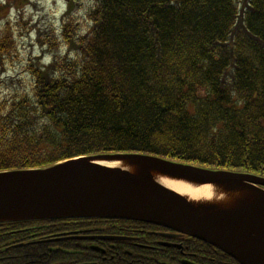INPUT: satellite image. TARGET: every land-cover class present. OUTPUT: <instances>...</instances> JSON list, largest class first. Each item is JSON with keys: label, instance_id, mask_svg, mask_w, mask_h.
I'll return each mask as SVG.
<instances>
[{"label": "trees", "instance_id": "trees-1", "mask_svg": "<svg viewBox=\"0 0 264 264\" xmlns=\"http://www.w3.org/2000/svg\"><path fill=\"white\" fill-rule=\"evenodd\" d=\"M87 17L78 32L65 14L67 52L30 58L27 89L0 81V171L140 153L264 177V0H95ZM51 32L38 33L39 44L55 52ZM15 49L5 24L0 75ZM97 220L121 233L156 229L100 218L6 222L0 255H18L11 264L64 262L71 249L90 250L51 234ZM31 232L41 241L20 244Z\"/></svg>", "mask_w": 264, "mask_h": 264}, {"label": "water", "instance_id": "water-1", "mask_svg": "<svg viewBox=\"0 0 264 264\" xmlns=\"http://www.w3.org/2000/svg\"><path fill=\"white\" fill-rule=\"evenodd\" d=\"M167 182L191 189V196ZM64 218L147 222L206 242L239 264H264V177L137 153L81 156L0 171V223Z\"/></svg>", "mask_w": 264, "mask_h": 264}, {"label": "flooded vegetation", "instance_id": "flooded-vegetation-1", "mask_svg": "<svg viewBox=\"0 0 264 264\" xmlns=\"http://www.w3.org/2000/svg\"><path fill=\"white\" fill-rule=\"evenodd\" d=\"M31 227L34 226L21 230ZM155 227L156 229L130 227L127 229L128 232L121 233L118 231H122V227L97 220L87 226L55 232L48 239L77 240L80 247L90 252L71 249L69 250L71 253L63 260L64 262H43V264H238L231 260H220L224 253L212 246L211 249L198 245L186 235L159 226ZM30 236H32L31 239L22 240L19 243L29 244L41 241L40 237L33 232ZM159 250L165 257L156 256ZM92 251L96 253L91 254ZM37 256L45 257L42 253H38ZM16 257L18 255H0V260H4V264H11Z\"/></svg>", "mask_w": 264, "mask_h": 264}, {"label": "rangeland", "instance_id": "rangeland-1", "mask_svg": "<svg viewBox=\"0 0 264 264\" xmlns=\"http://www.w3.org/2000/svg\"><path fill=\"white\" fill-rule=\"evenodd\" d=\"M94 3L95 0H0V28L9 24L16 43L14 55L5 62L0 81L11 90L27 89L31 80L26 69L30 58L37 57V62L47 63L53 53L64 55L67 47L61 31L65 14L69 12L77 31L83 32L90 25L87 13ZM51 31L57 43L55 52L39 44L38 33L44 40V35L51 34Z\"/></svg>", "mask_w": 264, "mask_h": 264}, {"label": "bare ground", "instance_id": "bare-ground-1", "mask_svg": "<svg viewBox=\"0 0 264 264\" xmlns=\"http://www.w3.org/2000/svg\"><path fill=\"white\" fill-rule=\"evenodd\" d=\"M167 186H170L171 188H173L176 191H184V192H188L191 196H197L199 194H205L206 193V187L202 186L199 188H195V189H191L183 184H179V183H173V182H167L166 183Z\"/></svg>", "mask_w": 264, "mask_h": 264}]
</instances>
